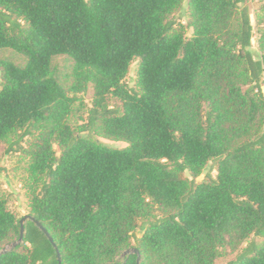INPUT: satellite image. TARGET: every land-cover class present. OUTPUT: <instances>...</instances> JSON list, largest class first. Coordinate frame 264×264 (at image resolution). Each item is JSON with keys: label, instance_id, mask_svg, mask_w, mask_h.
Returning <instances> with one entry per match:
<instances>
[{"label": "trees", "instance_id": "obj_1", "mask_svg": "<svg viewBox=\"0 0 264 264\" xmlns=\"http://www.w3.org/2000/svg\"><path fill=\"white\" fill-rule=\"evenodd\" d=\"M246 1L0 0V49L26 58L0 59V145L17 136L6 152L28 160V215L57 246L28 219L0 264H137L122 257L133 247L140 264L236 251L235 264H264V239L249 241L264 237V5L254 24ZM60 55L73 60L69 87ZM90 86L76 131L69 117ZM21 219L0 192V250Z\"/></svg>", "mask_w": 264, "mask_h": 264}, {"label": "rangeland", "instance_id": "obj_2", "mask_svg": "<svg viewBox=\"0 0 264 264\" xmlns=\"http://www.w3.org/2000/svg\"><path fill=\"white\" fill-rule=\"evenodd\" d=\"M246 5L250 9L253 23H256V19L260 13H262V7L264 0H247ZM188 3L185 1L181 8L177 11L176 15L183 23L188 21ZM191 34V29H188V35ZM258 31L255 28V37L252 43V51L255 55L259 54V47L257 43ZM0 59H8L16 64H24L26 58L20 53H17L11 49H0ZM138 61L133 62L130 67L129 74L125 78V81L130 86L136 84V67ZM54 71L65 87H69L72 82V70L73 60L67 55H60L54 58L53 61ZM79 99L73 105L69 122L79 131L81 125H83L88 118L89 109L93 106L94 89L93 86L88 87L84 92L78 94ZM117 99H112L110 103L112 105L118 104ZM17 136L10 137L0 145V192L4 193L9 200L10 208L20 217L23 218L30 212L29 196L31 190V182L28 173V160L21 154L20 151H12L7 153L6 149L9 146V142L16 139ZM98 139L110 146L123 147L126 145L124 141L110 140L104 137H98ZM23 145H27L22 142ZM58 151V146L55 145ZM208 170V166L205 171L198 177V180L202 179ZM216 174V171H214ZM189 176V174L187 173ZM140 234V232L138 233ZM264 237L252 236L249 241L255 240L261 242ZM245 243L243 246H246ZM238 251L229 252L228 254L221 256L217 259L216 264H235Z\"/></svg>", "mask_w": 264, "mask_h": 264}, {"label": "water", "instance_id": "obj_3", "mask_svg": "<svg viewBox=\"0 0 264 264\" xmlns=\"http://www.w3.org/2000/svg\"><path fill=\"white\" fill-rule=\"evenodd\" d=\"M28 219L33 220L38 225V227L46 234V236L49 238V240L53 243V245L57 249V246L54 243L53 237L51 236V234L49 233V231L41 224V222L38 221V220H36L34 217H32L30 215H25L21 219V221H20V223H21V234H20V237L16 241H14L11 244L7 245L5 248L1 249L0 250V255L3 254V253H6V252H8V251H10L12 249H14L18 244H20L23 241V239H24V233H25V222ZM57 253H58V256H59V260H61L58 250H57ZM132 253L138 255V262H137V264H140L141 263V254L139 252V249L136 248V247H133V248H130V249L126 250L122 254V257H125L128 254H132Z\"/></svg>", "mask_w": 264, "mask_h": 264}, {"label": "built area", "instance_id": "obj_4", "mask_svg": "<svg viewBox=\"0 0 264 264\" xmlns=\"http://www.w3.org/2000/svg\"><path fill=\"white\" fill-rule=\"evenodd\" d=\"M261 81L262 82H261V86H260V91L264 95V74H263V77H262Z\"/></svg>", "mask_w": 264, "mask_h": 264}]
</instances>
